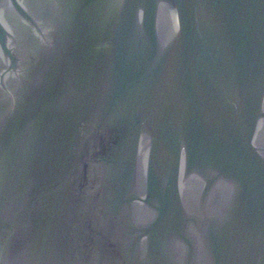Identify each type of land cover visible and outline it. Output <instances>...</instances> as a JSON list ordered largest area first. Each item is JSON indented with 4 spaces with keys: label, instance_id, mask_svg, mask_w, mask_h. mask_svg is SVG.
I'll list each match as a JSON object with an SVG mask.
<instances>
[{
    "label": "water",
    "instance_id": "obj_1",
    "mask_svg": "<svg viewBox=\"0 0 264 264\" xmlns=\"http://www.w3.org/2000/svg\"><path fill=\"white\" fill-rule=\"evenodd\" d=\"M0 264H264V0H0Z\"/></svg>",
    "mask_w": 264,
    "mask_h": 264
}]
</instances>
